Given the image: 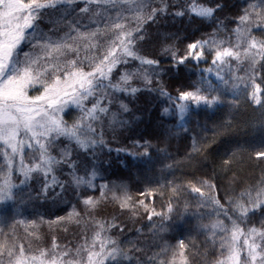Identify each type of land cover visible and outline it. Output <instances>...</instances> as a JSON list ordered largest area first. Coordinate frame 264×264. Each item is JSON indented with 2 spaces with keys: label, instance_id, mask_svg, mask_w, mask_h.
I'll return each mask as SVG.
<instances>
[{
  "label": "snow or ice",
  "instance_id": "1",
  "mask_svg": "<svg viewBox=\"0 0 264 264\" xmlns=\"http://www.w3.org/2000/svg\"><path fill=\"white\" fill-rule=\"evenodd\" d=\"M0 264H264V0H0Z\"/></svg>",
  "mask_w": 264,
  "mask_h": 264
},
{
  "label": "trees",
  "instance_id": "2",
  "mask_svg": "<svg viewBox=\"0 0 264 264\" xmlns=\"http://www.w3.org/2000/svg\"><path fill=\"white\" fill-rule=\"evenodd\" d=\"M240 2L242 3L243 0H240ZM175 24H176V28L179 29L182 27H187L188 21L187 20L183 21V24H181V22L179 21H176ZM161 100L162 98L156 99L154 98V96H146L141 98L138 102H135L136 107L139 108V111L136 113V115L141 116L142 119L140 121H137L134 124L132 131L126 133V135L135 136L136 138H139L142 135L148 139H152L153 143H156L157 142L156 138H158L163 132V128L161 125L162 123H166L167 121V118L162 117L163 104L161 103ZM211 119H212L211 114H209L208 116H205L204 114H200L199 116H194L193 123L191 126L195 128L197 120L201 122L208 120L209 124H211ZM186 145H187V140L175 141L172 143L171 151H173L174 154H182ZM115 170L125 176H129L133 181L135 180V177L131 175L128 168H123L122 165H115ZM134 170L135 169H133V171ZM239 171L241 174H245L250 170L247 164H244L241 166ZM201 239L203 238L201 237Z\"/></svg>",
  "mask_w": 264,
  "mask_h": 264
}]
</instances>
